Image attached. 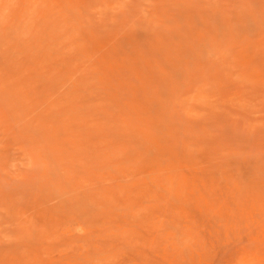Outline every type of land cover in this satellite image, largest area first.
Masks as SVG:
<instances>
[{
	"label": "rangeland",
	"instance_id": "1",
	"mask_svg": "<svg viewBox=\"0 0 264 264\" xmlns=\"http://www.w3.org/2000/svg\"><path fill=\"white\" fill-rule=\"evenodd\" d=\"M0 264H264V0H0Z\"/></svg>",
	"mask_w": 264,
	"mask_h": 264
}]
</instances>
